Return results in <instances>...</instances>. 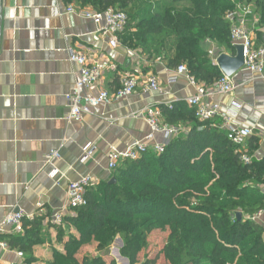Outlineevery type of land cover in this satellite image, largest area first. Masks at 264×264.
I'll return each mask as SVG.
<instances>
[{
    "label": "trees",
    "instance_id": "trees-1",
    "mask_svg": "<svg viewBox=\"0 0 264 264\" xmlns=\"http://www.w3.org/2000/svg\"><path fill=\"white\" fill-rule=\"evenodd\" d=\"M63 1L99 12H126L137 0ZM189 1L181 10L152 6L147 15L127 14L124 42L145 52L151 40L162 41L158 57L166 53L170 67L186 65L197 84L210 88L224 75L201 43L210 39L231 48L228 16L239 6L254 4L264 30V0ZM170 38L175 40L172 51L166 44ZM161 111L165 124L185 128L167 142L164 153L148 152L139 160L121 162L108 180L88 189L87 205L65 215L62 225L49 218L45 229L46 217L37 216L25 221L24 235L1 239L22 252L26 264L36 262L34 248L46 244L53 248L48 264H107L93 252L106 253L118 237L124 243L121 255L130 264H264V230L248 219L264 208V197L250 187L264 185V159L254 157L259 139L252 137L246 151H239L219 128L220 120L200 121L186 102ZM244 154L250 163L242 161ZM153 236L162 238V247H152ZM149 251L155 257L142 262Z\"/></svg>",
    "mask_w": 264,
    "mask_h": 264
},
{
    "label": "crops",
    "instance_id": "crops-1",
    "mask_svg": "<svg viewBox=\"0 0 264 264\" xmlns=\"http://www.w3.org/2000/svg\"><path fill=\"white\" fill-rule=\"evenodd\" d=\"M71 7L75 13H68ZM92 9L63 0H0V221L17 206L35 217L45 216V229L54 213L73 215L67 203L68 185L85 176L93 177L95 186L108 180L113 174L107 166L110 149L116 147L124 152L151 131L146 117L138 116L140 113L153 107L165 123L163 106L185 103L196 94L197 85L205 86L194 85L185 77L176 85H169L168 77L177 70L170 67V58L153 57L140 48L129 47L124 42L126 34L120 36L118 48H111L109 39L84 17ZM245 9L249 11L247 15ZM234 15L236 21H245L256 47L264 48V30L260 29L261 16L256 6H239ZM201 47L215 64L221 54H236L233 44L230 48L210 39L204 40ZM69 49L85 55L89 62L112 64L99 87L111 94L121 88L126 77L136 76L144 81L150 75L158 77L163 92L138 91L93 109L81 123L70 122L66 95L72 91L80 68L70 62ZM232 80L234 91L216 93L212 98L220 103L223 115H237L234 125L253 129V137L259 139L254 157L262 160L264 76L241 70ZM176 129L178 135L185 131ZM88 145L94 150L83 162ZM55 150L60 151L61 158L53 167L47 166L46 158ZM53 170L57 171L56 179L49 176ZM250 187L257 188L264 197L262 183ZM256 223L264 230V217ZM50 233L55 240V230ZM116 243L119 247L115 248ZM123 244L118 237L106 253L94 251L92 256H103L107 264L112 260L120 264L119 259L130 264L121 255ZM52 250L51 244L36 246L33 264H48ZM18 252L0 250V264H26V256L19 258Z\"/></svg>",
    "mask_w": 264,
    "mask_h": 264
},
{
    "label": "built area",
    "instance_id": "built-area-1",
    "mask_svg": "<svg viewBox=\"0 0 264 264\" xmlns=\"http://www.w3.org/2000/svg\"><path fill=\"white\" fill-rule=\"evenodd\" d=\"M68 13H75L74 7L69 8ZM244 15L249 13L245 9ZM84 17L90 20L96 26L98 32L109 39L110 46L116 49L120 45V36L126 31L128 25V16L125 12L110 8L106 11L99 12L94 9L84 13ZM228 19L232 23L231 41L233 46H242L244 48L245 65L243 71L252 73L253 75L264 76V48H257L251 34L246 28L245 21H236L235 15L230 14ZM70 62L79 66L76 74L75 85L72 91L66 95L69 115L67 120L70 122H83L86 115L92 113V110L102 105H106L111 101H118L136 94L138 91L151 94L163 92L158 77L150 75L142 81L136 76H129L122 80L121 88L114 94H111L104 88H99L100 83L106 75L107 71L113 66L109 61L89 62L87 57L81 53L69 49ZM185 77L194 85L196 81L190 76L188 67L181 65L177 68L173 75L169 76L167 82L169 85H176L179 80ZM99 88V89H98ZM96 89H98L96 91ZM235 85L232 78L223 76L214 86L207 88L206 86H196V94L187 99L186 103L189 107L195 109L196 117L200 121L220 120L219 128L226 131L232 143L239 151H246L249 140L253 137V129L250 127H238L234 125L236 114L231 116L223 115L220 103L213 100L212 96L218 94H228L234 91ZM95 90V92H94ZM170 108L172 106H169ZM138 116L146 117L150 133L143 139L132 144L126 151H120L116 147H112L107 155L108 169L116 171L118 165L126 160L136 161L148 152L162 154L165 152L167 142L178 135L176 127L169 126L161 122L159 114L153 107L148 108L145 112ZM160 138V139H159ZM94 148L88 145L84 148L83 162L86 161L93 153ZM61 158L59 150L52 151L46 158V165L53 167L55 161ZM244 163H250L251 157L244 154L242 156ZM56 173V175H55ZM51 179H56L57 171L50 173ZM96 185V180L91 176H85L78 181L71 182L67 187V203L69 210L74 211L77 208L87 205L86 193L89 188ZM64 214L54 213L50 220L55 225L63 224ZM264 217V208L255 213L250 220L257 222ZM35 215L28 214L24 209L17 206L0 221V250L9 252L11 247L8 242L1 239L2 235L22 236L25 234V221L33 220ZM17 256L23 258L24 254L18 252Z\"/></svg>",
    "mask_w": 264,
    "mask_h": 264
},
{
    "label": "rangeland",
    "instance_id": "rangeland-1",
    "mask_svg": "<svg viewBox=\"0 0 264 264\" xmlns=\"http://www.w3.org/2000/svg\"><path fill=\"white\" fill-rule=\"evenodd\" d=\"M75 2H76V0H74V3ZM190 5H191V3L189 0H184L182 2H175L174 0H137L134 2V4L131 7H129L126 10L125 13L128 15L131 13L136 14V15L137 14L147 15V10L150 9V7H152V6H154L156 9H161L162 11H164V10L168 9V7H174V8L181 10V9L186 8V7H189ZM162 43H163L162 41L156 42L154 40H151L149 51H145V53L152 54L153 57H157V58H162L163 56L166 57V55H167L166 53L163 56L160 55L159 57L157 55L158 48L160 47V45H162ZM166 44L168 46V50L172 51V49L174 48V45H175V40L170 38L166 42ZM253 191L258 192L257 188L253 189ZM159 237L153 236L150 239L152 247L160 248L163 246L162 238H159ZM113 247H115V248L119 247V243H116ZM150 253H151V251H149V254H148V252L147 253L145 252L141 256L140 260L143 262V261H145L147 256L155 257V255H156L155 253H153V255ZM119 263L120 264H127L124 261H122V259H119ZM159 264H164L163 260H161Z\"/></svg>",
    "mask_w": 264,
    "mask_h": 264
},
{
    "label": "water",
    "instance_id": "water-1",
    "mask_svg": "<svg viewBox=\"0 0 264 264\" xmlns=\"http://www.w3.org/2000/svg\"><path fill=\"white\" fill-rule=\"evenodd\" d=\"M1 23L2 18L0 17V47H1ZM236 54L227 55L221 54L216 59V65L219 67L224 76L228 78L234 77L239 71H241L245 65L244 48L242 46L234 47ZM115 179L110 180V184H115ZM237 219L242 220V213H237Z\"/></svg>",
    "mask_w": 264,
    "mask_h": 264
}]
</instances>
